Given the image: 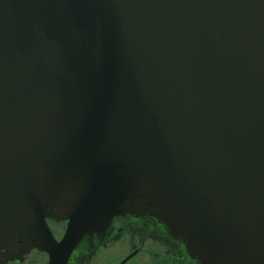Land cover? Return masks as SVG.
<instances>
[{
  "label": "water",
  "instance_id": "water-1",
  "mask_svg": "<svg viewBox=\"0 0 264 264\" xmlns=\"http://www.w3.org/2000/svg\"><path fill=\"white\" fill-rule=\"evenodd\" d=\"M146 229L264 264V0H0V264Z\"/></svg>",
  "mask_w": 264,
  "mask_h": 264
},
{
  "label": "flooded vegetation",
  "instance_id": "flooded-vegetation-1",
  "mask_svg": "<svg viewBox=\"0 0 264 264\" xmlns=\"http://www.w3.org/2000/svg\"><path fill=\"white\" fill-rule=\"evenodd\" d=\"M51 232L56 240H60L64 224L47 220ZM125 224H131L128 219H116L113 223L115 229ZM48 257L45 253L31 251L24 256L22 262L10 264H47ZM86 264V263H85ZM87 264H193L185 263L177 251L166 242L155 236L150 229L135 233L124 232L117 239L110 242L104 248L89 259Z\"/></svg>",
  "mask_w": 264,
  "mask_h": 264
}]
</instances>
